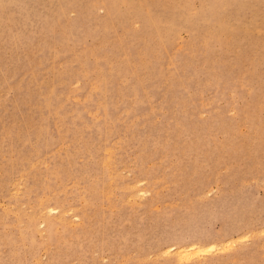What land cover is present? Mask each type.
<instances>
[{
  "label": "rangeland",
  "instance_id": "1",
  "mask_svg": "<svg viewBox=\"0 0 264 264\" xmlns=\"http://www.w3.org/2000/svg\"><path fill=\"white\" fill-rule=\"evenodd\" d=\"M0 264H264V0H0Z\"/></svg>",
  "mask_w": 264,
  "mask_h": 264
},
{
  "label": "bare ground",
  "instance_id": "2",
  "mask_svg": "<svg viewBox=\"0 0 264 264\" xmlns=\"http://www.w3.org/2000/svg\"><path fill=\"white\" fill-rule=\"evenodd\" d=\"M141 194V193H140ZM138 195H139V193H138ZM50 209V208H49ZM52 211H50V212H48V214L49 213H51ZM229 241H227V243H228ZM226 244V243H225ZM225 244H223V247L222 248H224V246H225ZM231 244H232V241H231ZM231 244L230 243H228L226 246L227 247H231ZM234 244V243H233ZM232 244V245H233ZM217 246H219L220 247V245L218 244H215V243H210V244H207V245H205V246H195V245H189V246H187V247H183V248H175V246L174 245H171L169 248H168V254H170V252L171 251H175L174 253L175 254H178V256H179V262H182V260H185V261H187V260H190V259H192L193 257H191V255L192 254H194L195 255V253H198V256H200L201 255V253H202V251H203V254L204 253H208V250H209V252H211V254H212V251H214V250H216V252H218L217 251V249L218 250H220V248L219 247H217ZM168 247V246H167ZM217 247V248H216ZM226 247V248H227ZM226 248H224V249H226ZM231 248H233V247H231ZM208 249V250H207ZM229 249V248H228ZM207 250V251H206ZM166 251V250H165ZM201 252V253H200ZM167 252H165V254H166ZM199 253H200V255H199ZM215 253V252H214ZM213 253V254H214ZM173 254V253H172ZM209 254V253H208ZM167 255V254H166ZM193 255V256H194ZM197 256V257H198ZM195 257V256H194ZM196 257V258H197ZM194 259V258H193ZM181 260V261H180Z\"/></svg>",
  "mask_w": 264,
  "mask_h": 264
}]
</instances>
